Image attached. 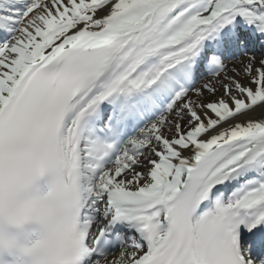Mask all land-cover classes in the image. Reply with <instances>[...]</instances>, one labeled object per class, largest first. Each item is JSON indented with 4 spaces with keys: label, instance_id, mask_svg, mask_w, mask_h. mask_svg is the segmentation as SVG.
<instances>
[{
    "label": "snow or ice",
    "instance_id": "obj_1",
    "mask_svg": "<svg viewBox=\"0 0 264 264\" xmlns=\"http://www.w3.org/2000/svg\"><path fill=\"white\" fill-rule=\"evenodd\" d=\"M0 264H264V0H0Z\"/></svg>",
    "mask_w": 264,
    "mask_h": 264
},
{
    "label": "rangeland",
    "instance_id": "obj_2",
    "mask_svg": "<svg viewBox=\"0 0 264 264\" xmlns=\"http://www.w3.org/2000/svg\"><path fill=\"white\" fill-rule=\"evenodd\" d=\"M234 65H236V67H237V68H239L238 61H236V62L234 63ZM228 67H229V69H231V67H233V65H231V66H228ZM217 95H219V93H217Z\"/></svg>",
    "mask_w": 264,
    "mask_h": 264
},
{
    "label": "bare ground",
    "instance_id": "obj_3",
    "mask_svg": "<svg viewBox=\"0 0 264 264\" xmlns=\"http://www.w3.org/2000/svg\"><path fill=\"white\" fill-rule=\"evenodd\" d=\"M229 74H231V73H229ZM245 83H246V81H244Z\"/></svg>",
    "mask_w": 264,
    "mask_h": 264
}]
</instances>
